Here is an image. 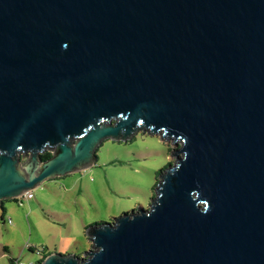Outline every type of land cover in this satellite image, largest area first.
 <instances>
[{"label": "water", "instance_id": "95a60500", "mask_svg": "<svg viewBox=\"0 0 264 264\" xmlns=\"http://www.w3.org/2000/svg\"><path fill=\"white\" fill-rule=\"evenodd\" d=\"M139 132L176 147L148 209L39 264H264V0H0V219Z\"/></svg>", "mask_w": 264, "mask_h": 264}, {"label": "rangeland", "instance_id": "374dc122", "mask_svg": "<svg viewBox=\"0 0 264 264\" xmlns=\"http://www.w3.org/2000/svg\"><path fill=\"white\" fill-rule=\"evenodd\" d=\"M174 148L141 132L126 142L107 140L97 149L95 166L45 181L31 198L3 202L0 264L36 263L49 253L82 257L90 248L86 227L148 209L160 174L175 161Z\"/></svg>", "mask_w": 264, "mask_h": 264}, {"label": "built area", "instance_id": "2783aa9c", "mask_svg": "<svg viewBox=\"0 0 264 264\" xmlns=\"http://www.w3.org/2000/svg\"><path fill=\"white\" fill-rule=\"evenodd\" d=\"M32 197V195H31V192H27V193H25L22 197H20V198H31ZM19 199V198H18ZM29 249V248H28ZM45 249L44 248H41V249H39V250H36L35 251V253H36V255H40L43 251H44ZM44 258V257H43ZM42 258V259H43ZM41 259V260H42ZM41 260H39L38 262H36V263H28V264H39V262L41 261ZM14 264H22V263H19L18 261H15L14 262Z\"/></svg>", "mask_w": 264, "mask_h": 264}, {"label": "trees", "instance_id": "16d2710c", "mask_svg": "<svg viewBox=\"0 0 264 264\" xmlns=\"http://www.w3.org/2000/svg\"><path fill=\"white\" fill-rule=\"evenodd\" d=\"M50 157V154L49 153H44L43 155H42V159L43 160H46V159H48ZM12 201H15V202H18V199H14V200H12ZM3 218V214H2V216H1V219ZM99 224H102V223H99ZM95 225H98V224H95ZM29 250L30 251H32L30 248H29ZM14 262H15V260H10V264H14Z\"/></svg>", "mask_w": 264, "mask_h": 264}, {"label": "crops", "instance_id": "0c3cea01", "mask_svg": "<svg viewBox=\"0 0 264 264\" xmlns=\"http://www.w3.org/2000/svg\"><path fill=\"white\" fill-rule=\"evenodd\" d=\"M85 235V234H84ZM85 237V236H84ZM86 241L88 242L87 238L85 237ZM89 243V242H88ZM90 244V243H89Z\"/></svg>", "mask_w": 264, "mask_h": 264}, {"label": "flooded vegetation", "instance_id": "af4514ba", "mask_svg": "<svg viewBox=\"0 0 264 264\" xmlns=\"http://www.w3.org/2000/svg\"><path fill=\"white\" fill-rule=\"evenodd\" d=\"M45 153H46V152H45ZM47 153H48V152H47ZM43 154H44V153H43ZM43 154H42V155H43ZM42 155L40 156L41 159H42ZM49 158H50V157H49Z\"/></svg>", "mask_w": 264, "mask_h": 264}]
</instances>
